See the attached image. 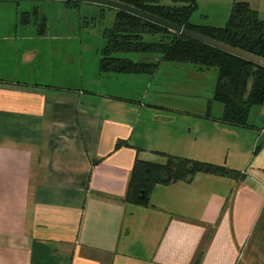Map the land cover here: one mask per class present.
<instances>
[{"label":"crops","instance_id":"1","mask_svg":"<svg viewBox=\"0 0 264 264\" xmlns=\"http://www.w3.org/2000/svg\"><path fill=\"white\" fill-rule=\"evenodd\" d=\"M247 1L264 18V0ZM233 2L197 0L222 10ZM223 12L224 21L196 23L223 26ZM30 16L24 25L17 13L16 25L4 29L0 20V61L5 41L20 29L26 38L52 36L48 24L41 32ZM39 50L26 48L22 63L34 64ZM4 60L0 264H264V110L254 128L215 120L226 135L247 143L249 153L236 143L227 166L239 175L198 173L158 184L147 204L133 203L126 200L131 171L145 150L135 136H148V123L166 124L165 116L145 110L142 91L113 86L132 82L128 75L137 86L148 85L145 74H104L99 64L85 82L84 64L79 77L47 63L35 74H19ZM97 78L109 79L107 88L95 84Z\"/></svg>","mask_w":264,"mask_h":264},{"label":"rangeland","instance_id":"2","mask_svg":"<svg viewBox=\"0 0 264 264\" xmlns=\"http://www.w3.org/2000/svg\"><path fill=\"white\" fill-rule=\"evenodd\" d=\"M160 2L172 6L181 1L160 0ZM25 4H29L33 19L41 22L45 18L53 34L46 39L26 38L20 29L19 36L13 33L14 37L8 38L5 43L2 40L5 48L4 57L0 62L4 69L8 62L4 58L11 61V68L19 74L25 72L35 74L39 63L41 65L47 63L51 69L59 68L60 65L69 68V74L75 75L80 72L84 64L85 82H87L89 70L93 69L96 73L99 68L101 49L106 44L105 30L114 25L117 10L86 1L0 0V20L3 29L10 23L11 25L16 23L17 13L21 18L22 13L28 8ZM222 11H226L223 13L229 18L232 5L222 10L216 4L204 6L197 3L191 19L194 23L205 19L211 23V21H220L223 17L224 21L225 16ZM262 13L264 16V12ZM206 15L209 16L206 18ZM31 47H41V51L39 50L40 53L34 64L25 65L22 63L23 51ZM55 47L61 48L55 50ZM121 55L134 60L140 58L137 53ZM38 73L40 74L39 68ZM78 76L80 77V73ZM140 76L149 79L148 85L144 82L142 86L139 84L137 86V81H134L135 75H128L127 78L132 82L114 83L113 87L134 93L142 91L140 101L145 110L156 109L165 116L166 124L148 123L146 134L149 135L135 136L134 142L144 146L142 157L145 160L164 164L168 156H175L228 166L233 165V147L236 143H241L244 150L250 152L244 137L239 140L233 134L228 136L223 132L221 125L215 123V120L223 114V104L214 99L218 76L216 69L199 70L190 63L163 61L155 74ZM93 82L105 89L109 79L97 78ZM261 110H264V105H256L252 108L249 118L251 123H262ZM234 163L240 165L241 161L237 160Z\"/></svg>","mask_w":264,"mask_h":264},{"label":"trees","instance_id":"3","mask_svg":"<svg viewBox=\"0 0 264 264\" xmlns=\"http://www.w3.org/2000/svg\"><path fill=\"white\" fill-rule=\"evenodd\" d=\"M117 1L264 58V18L247 0H234L223 26L194 23L191 18L197 0H179V4L172 6L160 0ZM30 15V12L22 13L20 23L29 24ZM37 24L41 32L47 26L45 18ZM105 37L99 60L102 73L153 75L163 61L190 63L199 70L214 68L218 74L214 99L223 104V114L217 120L237 127H256L249 118L254 106L264 105L263 66L121 10L116 12L114 25L106 28ZM122 53H137L140 58L123 57ZM261 146L260 142L256 151ZM168 157L164 164L139 157L135 160L126 196L128 202L147 204L156 185L190 181L198 173L239 175L224 165Z\"/></svg>","mask_w":264,"mask_h":264},{"label":"water","instance_id":"4","mask_svg":"<svg viewBox=\"0 0 264 264\" xmlns=\"http://www.w3.org/2000/svg\"><path fill=\"white\" fill-rule=\"evenodd\" d=\"M66 1H86V2H93V3H97L100 5H105V6H109L112 8H115L116 10H121V11H125L128 12L130 14H133L137 17H140L144 20L150 21L152 23H155L157 25L163 26L165 28H168L172 31L178 32L184 36L193 38L195 40H198L200 42L206 43L210 46H213L217 49H220L222 51H225L227 53L233 54L235 56L241 57L245 60H248L254 64H257L259 66H263L264 67V58L259 57L257 55H254L252 53H249L245 50L236 48L234 46H231L229 44H226L224 42H221L219 40H216L214 38H211L207 35H204L202 33H199L195 30H192L190 28H187L185 26L176 24L174 22H171L169 20H166L164 18H161L159 16H156L152 13L146 12L144 10H141L139 8H136L132 5L117 1V0H66Z\"/></svg>","mask_w":264,"mask_h":264}]
</instances>
